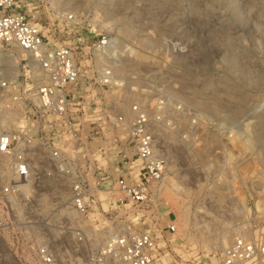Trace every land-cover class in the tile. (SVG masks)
<instances>
[{
	"label": "rangeland",
	"instance_id": "1",
	"mask_svg": "<svg viewBox=\"0 0 264 264\" xmlns=\"http://www.w3.org/2000/svg\"><path fill=\"white\" fill-rule=\"evenodd\" d=\"M21 8L53 45L91 47L102 35L113 38L101 56L82 59L110 64L120 80L102 94L96 85L87 87L84 97L92 107L99 95L126 114L134 100L162 99L174 124L173 131H158L168 168L150 201L117 206L97 192L96 204L77 223L83 230L97 240L117 225L149 231L157 239V264H220L237 235L260 233L264 0H21ZM102 114L90 125L93 139L82 135L87 145L82 164L93 177L102 171L115 175L128 144L125 128L110 126ZM247 120L245 127L240 124ZM83 126L86 131L88 122ZM19 183L10 159L0 153V193L9 216L25 210L32 219L0 226V264H36L30 247L43 236L57 241L60 236V249L72 255L67 264H83L87 253L75 251L70 233L78 218L68 206V180L41 176L26 205L11 190ZM58 222L65 224V236ZM168 224H174L173 232ZM225 236L228 243L222 245Z\"/></svg>",
	"mask_w": 264,
	"mask_h": 264
},
{
	"label": "built area",
	"instance_id": "2",
	"mask_svg": "<svg viewBox=\"0 0 264 264\" xmlns=\"http://www.w3.org/2000/svg\"><path fill=\"white\" fill-rule=\"evenodd\" d=\"M113 41L102 35L91 47L53 45L22 10L21 0H0V153L10 159L12 177L20 182L18 185H28L26 190L18 185L11 187L24 199V205L29 203L41 176L68 180V206L78 218L70 233L75 251L87 253L83 264H157V239L151 232L117 225L97 240L77 224L96 204L97 192H106L104 198L117 206L146 204L159 190L168 168V156L158 131H173L174 124L165 114L162 99L152 104L144 99L134 100L126 114L116 109L113 100H101L102 95L94 101L98 100L94 107L93 101L84 97L90 85H96L99 94L104 87L120 85L110 64L82 61L101 56ZM112 59L115 62V57ZM101 113L110 126L125 128L128 144L123 147V159L116 161L115 175L102 171L93 177L83 167L82 154L87 146L84 140L93 139L95 126L90 125ZM84 122L90 126L86 131ZM186 135L181 133L183 138ZM5 199L4 192L0 193L2 228L32 221L25 210L9 216ZM58 226L65 236V224L58 222ZM167 230L173 232L174 224H168ZM57 238L58 241L43 236L32 241L31 254L36 264H67L72 255L60 249L61 237ZM219 263L264 264V225L254 237L237 235L223 251Z\"/></svg>",
	"mask_w": 264,
	"mask_h": 264
},
{
	"label": "bare ground",
	"instance_id": "3",
	"mask_svg": "<svg viewBox=\"0 0 264 264\" xmlns=\"http://www.w3.org/2000/svg\"><path fill=\"white\" fill-rule=\"evenodd\" d=\"M118 81H119V80L117 79V80H116V83H118ZM118 89H120V88H118ZM114 90H115V89H114ZM208 107H211V106H208V105H207V108H208ZM252 110H253V109H252ZM252 110H250V111H248V112L246 113V116H247V117L250 116L251 114H253V113H252ZM232 112H233V111H232ZM249 122H250V121L247 120V121H245L244 123H242V122H241V123L239 122V123L242 124V125L245 127L246 125H248ZM240 126H241V125H240ZM16 185H18V184H16ZM24 189H25V190L28 189V185H27V183L24 184ZM103 193H106V192H103ZM221 240H222V245H226V244L228 243V238H227V236H225V237L222 238Z\"/></svg>",
	"mask_w": 264,
	"mask_h": 264
}]
</instances>
